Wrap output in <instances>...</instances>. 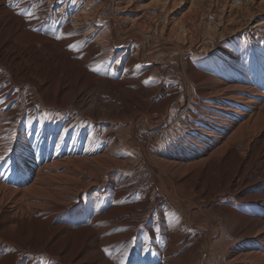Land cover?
I'll return each instance as SVG.
<instances>
[{
    "label": "bare ground",
    "instance_id": "obj_1",
    "mask_svg": "<svg viewBox=\"0 0 264 264\" xmlns=\"http://www.w3.org/2000/svg\"><path fill=\"white\" fill-rule=\"evenodd\" d=\"M55 1L0 0V264H210L228 228L217 264H264V66L235 47L165 80L172 35L155 42L141 17L125 26L118 13L100 33V9L68 21L64 6L49 32ZM180 96L184 110L160 123Z\"/></svg>",
    "mask_w": 264,
    "mask_h": 264
},
{
    "label": "rangeland",
    "instance_id": "obj_2",
    "mask_svg": "<svg viewBox=\"0 0 264 264\" xmlns=\"http://www.w3.org/2000/svg\"><path fill=\"white\" fill-rule=\"evenodd\" d=\"M106 1L56 0L51 7V12L41 16V18L48 17L47 23L44 24V28L49 32H53L54 27L51 24L52 20H50L52 16L51 13L58 9H61L62 6H64L65 8V14H63V16L68 21L70 16L73 17L74 14L79 13V11L84 10L86 12H84L82 15V17L85 18L93 12H97V8L98 10L100 9L97 13L100 19L102 18L101 20L103 21H95L93 24L97 31H99L100 33L102 31V33H109L111 31V26L107 18L114 17L115 28H119V22L115 18V15L117 13V15L119 16L124 15L126 17V19H123L125 26L129 25V23L131 22L130 19L141 17L139 21L143 22L148 28H146L147 35L151 37V40L155 42H161L164 41L167 35H172V48L174 49L177 58L175 61H172L171 63L169 62L170 67L162 77L165 80L172 79V81H178L180 79L179 75H181L183 68L185 70L187 69L186 71H188L189 59L193 61L194 66L200 67L202 70L209 68L217 61L219 62L220 59L229 61V59L224 57L223 52L226 50L234 49L235 47L237 49V54L242 57L243 62L264 66V0H162L159 2L155 0H133L134 2L132 0ZM129 1L132 2L129 3ZM147 3H149L150 5H148ZM127 8L134 10V12L128 14L129 16L125 15L124 9ZM86 10H88L89 12ZM105 18L107 19V21ZM173 19L175 21L174 23ZM169 21L171 22V25ZM172 26L175 27V29ZM87 30L88 28L85 29V32ZM81 42V39L76 40V44H78V46L79 44H81ZM145 43L146 41L144 42V44ZM145 45L143 52L144 54H147L152 50L148 51V46L147 44ZM80 47L83 48V46ZM127 47L131 48L132 45H128ZM132 49H134V46L132 47ZM162 49L167 50L169 48L163 47ZM119 54V51L115 50L112 53V56L116 57ZM162 61L163 60L161 55L158 54L154 57L152 64L158 67L161 65ZM0 69L1 71L8 72V70H3V67H0ZM171 73L172 75H170ZM176 73L177 76H175ZM151 78H159V75L153 74L151 75ZM184 80L186 81V78H184ZM24 85H26V83H22L19 86L23 87ZM194 85L195 82L191 80L190 87H194ZM29 88L34 90L33 86H29ZM37 96L38 93H34V97ZM194 96L195 98L192 97L189 103L191 111H188L189 113L186 114V116L190 118H192L191 113L199 112V110L197 109L200 108V106H198L200 105V98L198 99L196 98V95ZM25 99L26 95L24 96L23 100ZM179 100L181 101V104H175L173 106V111L170 118L168 117V114L172 109L170 108V105L165 106L157 113L156 118L160 117V123L166 124L168 121H170V119L173 118L171 120L173 121L174 119L178 118L181 111L184 110L186 104V100L181 96L179 97ZM40 103H42L41 99ZM44 110L49 111L46 107H44ZM52 111H55L54 108L52 109ZM79 113L81 114L82 112L80 111ZM83 115L86 120L91 119L88 115ZM186 116L184 118L185 120ZM203 120L204 118L201 119V121ZM100 121H103V118H101ZM94 124H96L95 126H97V122H94ZM171 129L172 130L168 132V135L166 133L164 135V139H159L157 143L158 148L164 152H167L168 149L171 148L172 142L169 139L173 138L175 133L180 130L179 128L176 129V127L174 126ZM187 133L189 135H193L195 133V130H189L187 131ZM256 177L257 176L253 175L252 169L248 170L247 175L240 182V186L242 188L238 189V191L247 187L244 182H246L248 179ZM255 192L257 193V191ZM258 194L259 197L257 201L259 203H262L263 195L261 194V192H259ZM220 197H225V199L231 197L235 199V197L231 196V194L229 193H222ZM229 233L230 228L225 230V234L223 235L224 239L221 241L219 240L220 233L218 230L216 231V237H213V239L218 243L215 246L216 248H213L214 250L211 248L212 255L209 259L210 264H217L215 255L221 253V248H228L230 246V243H228ZM163 243L164 239L162 238L161 244ZM245 243L246 242H243V244ZM35 257H37V255H35Z\"/></svg>",
    "mask_w": 264,
    "mask_h": 264
},
{
    "label": "snow or ice",
    "instance_id": "obj_3",
    "mask_svg": "<svg viewBox=\"0 0 264 264\" xmlns=\"http://www.w3.org/2000/svg\"><path fill=\"white\" fill-rule=\"evenodd\" d=\"M70 47H71V45H70Z\"/></svg>",
    "mask_w": 264,
    "mask_h": 264
}]
</instances>
